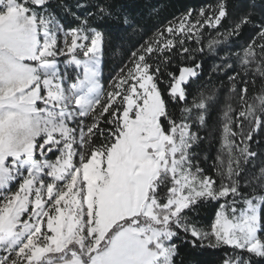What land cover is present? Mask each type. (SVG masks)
<instances>
[{"label": "snow or ice", "instance_id": "1", "mask_svg": "<svg viewBox=\"0 0 264 264\" xmlns=\"http://www.w3.org/2000/svg\"><path fill=\"white\" fill-rule=\"evenodd\" d=\"M87 7L79 17L53 0H0V15L7 14L10 24L22 28L19 40L26 52L21 59L34 65L9 61V75L26 73V83L16 91H31L11 101L20 122L0 139V264H128L124 257L143 255L139 235L144 228H132L141 224L142 209L124 217L128 240L104 252L99 251L101 231L94 227L96 209L88 211L84 171L89 160L125 150L134 156L130 167L150 165V210L144 215L165 225L173 264L180 255L175 241L181 236L187 237L182 242L194 257L189 264H205L201 257L209 251L222 253L217 264H264V161L249 173V166L255 169L264 156L250 143L254 133L264 131V88L259 95L250 94L255 78L264 81V0L259 5L251 0L235 16L228 0L201 7L196 15L188 10L132 51L129 64L111 82L103 77L109 39L105 28L108 21L120 19L121 6L115 0H96ZM54 8L71 15L75 26L65 28ZM229 21L231 26L224 28ZM123 23H131L127 15ZM200 29L220 33L209 39V50L249 34L240 51L225 57L237 61L240 71L231 63L221 66L234 73L228 80L240 108L235 121L229 116L231 105L224 113L227 158L217 157L212 174L193 152L201 140L193 128L204 124L212 97L199 93L189 100L190 85L185 84L201 72L193 53L202 50L185 46V40L200 44ZM174 41L194 63L181 67L178 75L151 62L154 53L170 52ZM62 59L75 71V82H70L68 68L61 69ZM4 71L0 61V79ZM261 144L264 140L257 142ZM202 205L215 208L207 225L199 220ZM142 264L151 261L145 258Z\"/></svg>", "mask_w": 264, "mask_h": 264}, {"label": "trees", "instance_id": "2", "mask_svg": "<svg viewBox=\"0 0 264 264\" xmlns=\"http://www.w3.org/2000/svg\"><path fill=\"white\" fill-rule=\"evenodd\" d=\"M58 2L59 4L62 2L68 5L71 11L83 17L89 11L87 6L95 3L96 0H58ZM115 2L121 6V11L120 19L108 21L105 28L109 38L103 67L105 82H111L120 69L129 64L132 51H135L141 43H144L150 37H154L158 31L163 30L171 21H178L182 14L188 10H193V15H196L201 7L215 5L218 0H115ZM228 3L235 16L239 15L241 11L247 10L244 6L249 5L251 0H228ZM256 3L259 5L260 0H256ZM78 4L80 5L79 8H77ZM91 10L95 11V9ZM58 11L63 12V9H58ZM255 11L259 13V7ZM124 15L128 16L131 21L130 24L125 25L123 23ZM231 23L229 21L228 24L224 25V28H229ZM195 31L196 29L194 28L193 33ZM200 31L203 33V37L199 45L185 40L186 47L189 49L199 47L203 53H193L195 62L201 65V72L198 77L191 78L186 84L190 85L187 89L191 93L189 100H191L192 96H197L199 93L212 97L211 102L208 104V110L204 113V124L195 125L193 128L201 138L198 146L193 147V152L196 153V160L200 162L201 167L212 174L215 172L212 166L218 162L217 157L219 156L225 160L227 158L226 149L222 147L223 126L226 122L224 113L227 106L231 105L233 111L229 113V116L235 121L236 111L240 108L239 97L231 91L232 85L228 80V77L234 75V73L226 69L222 70L221 66L225 63H231L233 67L237 68V71H240L237 61L226 60L225 57L228 53L240 51L247 43L249 34L244 32L240 36L231 37L221 47L209 50V39L217 38L220 33L215 30L205 31V29H200ZM223 31V28L220 29V32ZM177 37L179 38V33ZM157 43H159V40H157ZM153 47L155 48V45ZM151 62H158L160 68L165 70L166 73L171 72L177 75L181 67H194L193 61L188 59L187 54H184L178 45H175V41L170 52L154 53ZM165 79H167V75H165ZM247 79L252 80L253 78L247 77ZM239 87L240 85L237 84V88ZM262 88H264V81L257 77L255 78V83L250 84V94L253 96L259 95ZM177 115H179V111H177ZM85 123H91V120H85ZM243 127L247 130L246 126ZM233 130L235 131V128ZM261 140H264V131H258L253 134V140L250 142L253 150L264 151V144L257 145V142ZM261 161H264V156L258 157L255 169L249 166V173L257 171ZM161 194L163 195V193ZM214 212V207L200 206V222L207 225L212 220ZM181 235H183V232H181ZM183 239H187V237L181 236V239L178 238L175 241V244L179 247L180 255L175 259L174 264H180L181 259L183 264H189V261L194 259L191 255V249L183 244ZM221 256L222 253L220 252L213 253L209 251L201 257V260L205 264H217ZM171 264H173V261Z\"/></svg>", "mask_w": 264, "mask_h": 264}, {"label": "rangeland", "instance_id": "3", "mask_svg": "<svg viewBox=\"0 0 264 264\" xmlns=\"http://www.w3.org/2000/svg\"><path fill=\"white\" fill-rule=\"evenodd\" d=\"M53 3L59 4L58 0H53ZM54 11L65 28L75 26L71 15L65 14L64 11L59 12L55 8ZM28 27L31 28L32 26L29 25ZM21 34L20 25L10 24L7 14L0 15V61H3L5 69L2 74L3 78L0 79V139L4 138L12 126L20 122L17 115L19 109L13 107L11 101L17 100L24 96L25 92L31 91L30 88L25 89L24 92L16 91L22 84L26 83V80L23 79L26 73H21L19 76L9 75L13 70L9 61L20 65L34 66L31 60L21 59L26 52L19 40ZM60 67L62 70L68 68L69 80L75 82V71L67 66L63 59ZM42 72L41 69V74ZM191 78L193 77H189L185 84ZM69 126L73 127L74 125ZM77 139H79L78 136ZM133 161L132 152L125 150L123 152L118 151L109 158L96 156L89 160L85 167L84 178L88 180V211L92 213L93 209H96V215L93 219L97 223L94 227H98L101 231L99 251L104 252L113 246L121 247L131 234L125 231L129 225L124 217L133 215L138 209H142L139 217L141 224L133 225L132 228L136 230L141 227L144 228L143 233L139 235V246L143 255H129L123 259L127 260L128 264H142L145 258L149 259L151 264H171V245L166 244L165 225L163 223L158 225L154 220L144 215L150 210V201L148 200V197L151 196L148 186L150 165L137 162L135 166L130 167ZM105 163H107V168H104ZM11 187L15 188V182L12 183ZM155 210L160 213V218L163 220L164 213L162 210L159 207H156ZM149 225L151 226L149 227ZM169 230L174 229L169 226ZM165 248H168L169 251H165Z\"/></svg>", "mask_w": 264, "mask_h": 264}]
</instances>
